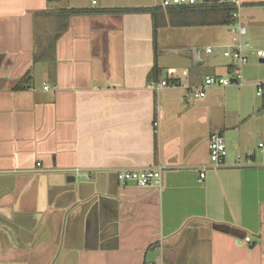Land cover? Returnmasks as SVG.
I'll use <instances>...</instances> for the list:
<instances>
[{
	"label": "crops",
	"instance_id": "1",
	"mask_svg": "<svg viewBox=\"0 0 264 264\" xmlns=\"http://www.w3.org/2000/svg\"><path fill=\"white\" fill-rule=\"evenodd\" d=\"M240 1L243 39L264 50V0ZM161 5L0 0V264H264V63L250 55L242 86L198 97L207 76L229 75L232 61L206 49L229 44L232 26L158 28L155 57L150 14L56 19ZM204 28L205 49L191 33ZM217 133L228 154L214 168ZM158 168L161 188L117 181Z\"/></svg>",
	"mask_w": 264,
	"mask_h": 264
},
{
	"label": "built area",
	"instance_id": "2",
	"mask_svg": "<svg viewBox=\"0 0 264 264\" xmlns=\"http://www.w3.org/2000/svg\"><path fill=\"white\" fill-rule=\"evenodd\" d=\"M221 3L234 5L236 11L233 13L235 23L232 25L233 36L231 42L222 47H208L206 52L212 54L215 51L221 50L222 55L232 61V68L227 77L207 76L204 84L201 86L196 96L204 97L205 90L208 87L218 86H242L244 67L249 62V56L254 55L259 60L264 59V50L253 48L249 42L243 39L246 35V28L241 23L242 10L244 8L240 0H217ZM211 2V1H209ZM205 0H164L162 7L170 6H193L204 3H209ZM215 2V1H214ZM160 87H178L179 82L175 79L164 80L159 83ZM48 88V87H46ZM257 96L264 95V83L256 84ZM260 150H264V138L258 144ZM227 147L224 138L220 134H214L209 140V157L210 163L214 168H219L224 165L227 157ZM205 176L201 173V178ZM117 181L123 187L135 186L138 188H161L162 186V169H122L117 173Z\"/></svg>",
	"mask_w": 264,
	"mask_h": 264
},
{
	"label": "trees",
	"instance_id": "3",
	"mask_svg": "<svg viewBox=\"0 0 264 264\" xmlns=\"http://www.w3.org/2000/svg\"><path fill=\"white\" fill-rule=\"evenodd\" d=\"M97 11L104 13H120V14H150L153 20L154 28V52L157 56L156 35L158 28L164 27H193V26H232L235 23L233 13L236 11L234 5L221 3L220 1L204 3L193 6H170V7H150V8H119V9H90V8H72L58 11L56 19L59 24L64 22L66 25L69 15L73 14H93ZM156 61V60H155ZM161 70L155 63L149 74V80H157ZM24 87V80L20 81L17 89ZM264 96V95H263ZM264 107V104H263Z\"/></svg>",
	"mask_w": 264,
	"mask_h": 264
},
{
	"label": "rangeland",
	"instance_id": "4",
	"mask_svg": "<svg viewBox=\"0 0 264 264\" xmlns=\"http://www.w3.org/2000/svg\"><path fill=\"white\" fill-rule=\"evenodd\" d=\"M88 1V0H87ZM164 0H159V3H163ZM63 4H65V1H63ZM224 32V35L227 36L228 35V30L229 28L228 27H225V28H221ZM230 29H232V27H230ZM174 31V34L179 37V38H183L185 36V30H170L169 32H166V33H170L172 34ZM193 32L192 35L194 36H199V34H196L195 32H198V31H201L203 33V35H200L201 36V42H202V46L203 48L205 49L206 48V45L210 42L211 40V33H212V30L211 28H204L202 30H192ZM183 33V34H182ZM206 33V35L204 34ZM173 56H167V57H163L161 56L160 57V61H173ZM206 61H227V58H225L223 55H222V52L221 51H218L217 53L213 54L212 56H210L209 58L206 59ZM259 64V63H258ZM259 71L261 73H264V64H262L261 66H259ZM257 90V88H256ZM257 97V96H256ZM256 145H257V141H256ZM228 152V151H227Z\"/></svg>",
	"mask_w": 264,
	"mask_h": 264
},
{
	"label": "water",
	"instance_id": "5",
	"mask_svg": "<svg viewBox=\"0 0 264 264\" xmlns=\"http://www.w3.org/2000/svg\"><path fill=\"white\" fill-rule=\"evenodd\" d=\"M206 2H209V1H215V0H205ZM217 1V0H216ZM260 62L261 63H264V59H261L260 60ZM67 181H74V178L72 177V179L71 178H67Z\"/></svg>",
	"mask_w": 264,
	"mask_h": 264
}]
</instances>
